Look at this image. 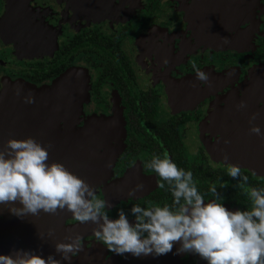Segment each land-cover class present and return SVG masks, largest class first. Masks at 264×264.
<instances>
[{"label":"flooded vegetation","instance_id":"obj_1","mask_svg":"<svg viewBox=\"0 0 264 264\" xmlns=\"http://www.w3.org/2000/svg\"><path fill=\"white\" fill-rule=\"evenodd\" d=\"M63 75L74 92L55 89L74 99L50 103L74 105V119L39 115L13 122L9 134L40 133L48 163L85 179L111 205L110 219L123 208L134 223L132 205L172 204L145 167L165 153L193 173L205 202L216 184L229 211L251 209L225 163L241 168L246 187L264 188V0H0V93L7 82L52 90ZM253 125L261 136L249 133ZM137 184L143 190L129 195ZM65 225L83 226L76 264H207L177 254L179 242L158 257L117 255L95 239V225Z\"/></svg>","mask_w":264,"mask_h":264},{"label":"clouds","instance_id":"obj_2","mask_svg":"<svg viewBox=\"0 0 264 264\" xmlns=\"http://www.w3.org/2000/svg\"><path fill=\"white\" fill-rule=\"evenodd\" d=\"M192 67L195 78L208 83V74L195 63ZM19 94L17 89L16 95ZM23 102L32 104L35 100L29 94ZM236 107L246 105L241 101ZM257 116L258 113H253L249 123ZM249 133L261 136V129L253 125ZM48 148L50 144L42 146L32 137L9 138L0 146V205H13L8 211L18 218L39 217L41 211L49 215L66 211L80 224L95 225L91 229L95 239L121 256L129 253L135 257H158L171 252L179 242L177 254L194 253L207 264H264V188L246 187L248 177L238 165L225 163L227 175L243 180L239 187L247 193L252 206L250 210L229 211L217 202L220 198L216 184L210 188L216 198L205 202L191 171L179 168L166 153L163 158L153 156L145 167L159 177V188L165 189L167 184L172 204L148 207L134 204L130 212L135 222L130 223L123 208L118 209V218L110 219L111 205L85 179L74 175L62 163H48ZM223 160H228L227 154ZM226 186L227 182L221 184ZM143 188V184H137L129 195ZM17 203L21 207H15ZM53 231L49 229L48 235H53ZM64 239L68 242H57L54 249L63 261L70 262L83 251V237L76 234ZM0 264H60V260L53 255L42 258L30 250H15L0 255Z\"/></svg>","mask_w":264,"mask_h":264},{"label":"water","instance_id":"obj_3","mask_svg":"<svg viewBox=\"0 0 264 264\" xmlns=\"http://www.w3.org/2000/svg\"><path fill=\"white\" fill-rule=\"evenodd\" d=\"M65 76L63 75L55 83L54 90L31 89L20 83L11 82H7L2 86L0 93V146L7 139L14 138L9 134L13 122L23 120L26 123H39V119L36 118L39 115H46L47 121L50 118L55 120L56 118L69 117L71 121L74 119V105L60 106L56 103H50L61 99H64V101L74 99L73 93L67 96L66 89H55V87L68 86V88H71L69 91L74 92V90L72 91L74 84L71 85ZM17 89L20 92L19 96L16 95ZM29 94L35 100L32 104L23 102V98ZM44 102H48L46 111H43ZM31 136L14 139H24ZM32 138L41 143L40 133ZM9 206L13 205H0V255H8L15 250H30L42 258L53 255L54 259L60 260V264H76L74 263V257L70 262L63 261L54 249L55 243L68 242L64 238L68 235L74 236V232L76 233L83 227L65 225V219L71 217V215L64 214V211L58 212L56 215L45 214L41 211L39 217L26 216L18 218L8 211ZM14 206L21 207L18 203ZM49 229L54 230L51 236L48 235Z\"/></svg>","mask_w":264,"mask_h":264},{"label":"rangeland","instance_id":"obj_4","mask_svg":"<svg viewBox=\"0 0 264 264\" xmlns=\"http://www.w3.org/2000/svg\"><path fill=\"white\" fill-rule=\"evenodd\" d=\"M67 219H73V217H72V216H71V217H67V218L65 219V222H66ZM65 222H64V223H65ZM167 264H169V263H167Z\"/></svg>","mask_w":264,"mask_h":264}]
</instances>
